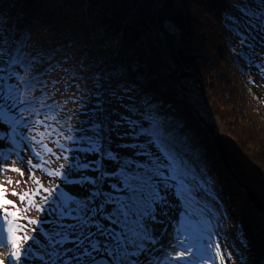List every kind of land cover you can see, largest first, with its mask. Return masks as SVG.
<instances>
[{
	"label": "trees",
	"instance_id": "16d2710c",
	"mask_svg": "<svg viewBox=\"0 0 264 264\" xmlns=\"http://www.w3.org/2000/svg\"><path fill=\"white\" fill-rule=\"evenodd\" d=\"M261 19L264 0H0V156L10 162L22 158L21 166L35 160L34 152L45 157L48 165L36 169L40 198L47 197L39 220H52L46 216L53 214L49 205L61 186L48 172L83 163L81 152L92 166L100 161L96 191L103 193L108 174L103 172L112 160L87 146L99 136L106 150L134 161L127 163L133 170L126 176L164 186L180 180L185 189L174 185L171 194L178 204L186 201L197 215L204 213L198 201L214 209L211 220L199 216L214 231L227 220L236 223L238 239L247 244L237 264H264V218L225 167L202 120L235 137L264 168V85L250 72L264 75ZM166 35L163 43L155 42ZM232 93L247 96L238 102ZM122 94L132 96L130 104ZM76 104L87 106L91 122L76 125L81 113ZM126 110L140 115H125ZM113 113L118 116L111 119ZM153 125L154 137L141 133L142 128L151 133ZM71 132L75 148L61 135ZM122 165L109 173L119 174ZM147 169L155 174L151 180L141 173ZM11 174L3 170L6 183ZM26 184L32 182L0 189L11 200L12 190L21 192ZM196 188H202L200 194ZM39 230L45 238L48 229Z\"/></svg>",
	"mask_w": 264,
	"mask_h": 264
},
{
	"label": "snow or ice",
	"instance_id": "6c2138e0",
	"mask_svg": "<svg viewBox=\"0 0 264 264\" xmlns=\"http://www.w3.org/2000/svg\"><path fill=\"white\" fill-rule=\"evenodd\" d=\"M236 22L232 21L234 25ZM261 24L264 25V19H261ZM242 54L247 55V49L242 47ZM15 63V61H13ZM135 70V69H134ZM9 98L13 100V103L18 101V97H12L9 93ZM4 107H7L5 105ZM3 112V107H0V113ZM39 123V122H38ZM131 123V122H130ZM153 131L149 133L145 129H141V133L149 134L155 136V126L153 125ZM95 131L100 132L101 126L95 125ZM155 143V140H153ZM90 151L102 156L103 158L116 161L118 157L113 154L110 149H105L103 145L102 138L97 136L96 139L90 140ZM50 152L51 149H48ZM36 157H40V153H35ZM7 160V157L0 156V163ZM21 162H23L21 158ZM31 164V160L28 161ZM47 161L42 163L33 164L29 169L30 175L29 180L36 185V188L23 193L12 192V195L19 196L21 203L26 202V206L23 209V215L20 209L16 208L11 200L4 198V190L0 189V209L4 212L3 220H0V247H7L11 244V250L9 252V264L13 262H19V264H24L21 259L20 244L21 240L29 241L32 243L28 245L25 249L24 257L28 258L34 256L32 252L33 246L39 245L43 250L44 255L47 256L45 264H58L59 261H63V264H70L72 260H76L78 264H89L91 260H94V253L103 251L111 258L112 264H158L154 258H149L147 253L149 249L147 244L155 243L153 238L150 236L148 229L142 222L144 213L137 211V206L140 198L142 197V192L140 187H138V177H127L123 183L126 186V190L129 192V196L126 200L115 201L110 195L105 196L104 201L101 204H96L94 201L99 197L104 195L100 191L93 192L87 199H79L73 195H65L62 192H57L56 197L53 198L49 205L50 209L56 212V219L51 222V227L49 230L44 231L43 235L46 240V244H41L39 239L40 230L33 228V232H37L38 235L29 237L26 232L27 225H37V219L29 218L26 214L31 209L36 211H43V209L38 205L35 200L32 199L33 196L37 195L40 189L43 187L40 180L36 177L34 169H43V165ZM97 171L100 169V161L96 162ZM63 167V166H61ZM92 168V164L89 162L79 163L75 166L69 165V172L75 170H88ZM179 168L174 169L178 171ZM11 171L18 172L21 176L24 173L13 167ZM48 175H61L60 171L48 172ZM65 182L68 181V173H64ZM8 183H12L11 180ZM19 183V181H17ZM78 183H89L95 185L98 183L97 180L92 179L88 176H83ZM183 189V183L178 185ZM45 192H50L48 188L43 189ZM188 195V193H185ZM47 201V197L43 198ZM115 203L116 207L112 210L111 214L105 212L104 206L106 204ZM6 205H12L15 211H10ZM100 215L103 219H108L111 223L116 224L119 227V231L114 228L106 227L103 223H100L96 219L97 215ZM18 220H26L27 225L17 223ZM72 221L71 223H65V221ZM4 221L7 222V236L4 235ZM94 229V230H93ZM24 232L25 234L21 237L16 235L17 232ZM180 233H177L179 237ZM71 243L72 247H66L67 244ZM200 242H192L189 244L181 243L180 247L185 249L189 255L192 254V249H197V254L200 259H204L206 255L209 258V249L211 246V240L203 241V248L199 246ZM72 252L73 256L65 259L67 253ZM144 255V260L140 257ZM216 255L220 258V264H224V256L220 253L219 244L216 245ZM184 253H178L177 256L172 257V260L181 261ZM229 258H231L229 254ZM41 260L44 256L40 257ZM165 260H168L165 257ZM187 264H197L194 258L191 261H184ZM0 264H4L3 260H0ZM163 264V262H159ZM169 264L171 262L169 261Z\"/></svg>",
	"mask_w": 264,
	"mask_h": 264
},
{
	"label": "rangeland",
	"instance_id": "374dc122",
	"mask_svg": "<svg viewBox=\"0 0 264 264\" xmlns=\"http://www.w3.org/2000/svg\"><path fill=\"white\" fill-rule=\"evenodd\" d=\"M263 93H264V91H263ZM232 94L235 96L234 99L235 98L237 100L240 99L238 102H244V100L247 96L245 94V95H240L241 97H238L236 94H234V93H232ZM131 97L132 96H130V95L121 96L122 100L126 104H130V100H132ZM118 100H119V98H118ZM238 102H236V103H238ZM76 105H78V107L75 108L76 110H78V108H81V110H80L81 113L77 114V117H79L80 119L76 123V125H78V126L79 125H85V124H88L89 122H91L93 120V117L91 116L88 118V115H92V114L89 111V109L87 108V106H81L79 104H76ZM234 108L237 111L236 107H234ZM117 110L119 113L122 109H117ZM95 112H96V110H95ZM95 112H94V114H95ZM124 114L125 115L126 114H132V117L140 115L134 111H129V110H126L124 112ZM114 116L117 117L118 115L113 113L111 116V119ZM236 116H239L238 111H237ZM124 120H126V119H124ZM74 134H75L74 132L70 133L71 136H65V135H63V133L61 134L62 136H64L63 138L66 139L69 146L73 145L72 148L76 147V144L72 143V136ZM141 136L139 137V135H136V136H134V138L139 140V138H141ZM87 146L91 147L90 144H88ZM77 149H79V147ZM108 149L112 150L111 147H108ZM134 150H135V147H133L132 149H128L127 154L128 155L133 154ZM260 150L262 152H264V148H260ZM35 153L36 152H34V154ZM80 154H81V157H79V158H81L80 159L81 162L91 163V161H90L91 157H88V155H86V153H84V152H81ZM16 156H17V154L15 155V159H17ZM136 156H138V155H136ZM10 157H13V155H10ZM77 157H78V154H77ZM117 157H118V159L115 162L114 161L108 162V164L106 165L107 168L103 172V173H108V174H104L105 175L104 176V182L106 181L107 185L104 186L106 188L103 191L104 195H102L103 197L101 198L102 202L104 201L105 196H108V195L113 197V199L115 201L126 200L129 196V192L126 190V186L123 183V181L128 177L126 175H128L130 173V170L131 169L133 170V168H130L127 163H131L133 165L134 161L129 159L128 161L123 162V158L121 155H118ZM262 157H264V156H262ZM32 161L33 162H31V164H28V162H25L26 166H21V164H20L21 162H17L16 160L13 162H10L9 158L6 161H4L3 163H0V187L1 186L10 187L15 183V181H19L21 183L26 182V181H30L29 180V175H30L29 169L31 168V166L33 164L42 163L43 161H46V159L44 156L40 155L39 158L36 157L35 160L32 159ZM121 163H123L122 166L124 167V169L119 174H117L118 172L110 174L112 171L116 170ZM45 165L47 166L48 163H45L43 165V168ZM57 165H59V164H57ZM13 167L20 169L27 176L23 177L18 172L12 171V174L9 177V180H11L12 183H6L4 181V177L1 176L3 173V170H5L6 168L11 170ZM125 168H128V169H125ZM33 171L36 175V169H34ZM51 171H53V167H52ZM79 171L80 170H75V171L69 172V166H67V167L64 166V168L60 169L61 175H59V176L55 175L54 180L55 181L57 180V182L61 183V186H59V189L65 195H73L79 199H87L88 197L91 196L93 191H96L98 183H96L95 185L89 184V183L80 184V183H78V181H80L83 176H88L92 179L98 180L99 171H97V164H96V166H92L91 169L84 170L82 172H79ZM64 173H68V181H70V182H65ZM141 173H149V176H148L149 178H147L149 180H151V178H153V176L155 175V174H152L154 172H152L150 169H147ZM140 175L142 176V179H143V177H145L144 174H140ZM138 178H139V182H138L137 186L140 187V189H141L142 197L139 200V203L137 206V211L140 213H144V216L142 218V222L146 226V228L148 229L150 236L155 241V243L147 244V248L149 249L147 255L149 258H154L158 262V264H159V262H163V264H169V261L171 262V264H187V262H184V261H187L188 258H190L191 260H193L195 258L197 264H201L200 262L203 260L197 258L196 250H194V248L192 249V254L189 255L187 252H185V249L183 247H180V245H181V243L189 244L192 242H200L199 245L203 246V241H207L210 239L211 240V246L209 249V254H210V256H213L216 260L219 261L218 264H220V258L216 255V245L218 244V242H220V244H221V245L219 244V246L222 248V249L220 248L221 249L220 253H221V255L224 256V264H237L238 263L237 262L238 261L237 253H240L244 249L246 250L247 244L243 241L240 242V240L238 239V234L236 231V225H235L236 223L235 222H234L235 224H233L227 220V224L225 227H224V225H221V226L217 225L219 227L218 230L213 231V229H209L207 227L208 226L207 223L202 224L201 222H199L198 216L203 215L205 218H208L211 220V219H213V216L216 214L214 209L211 210L207 207H204V208L201 207L204 213L203 214L200 213L197 216L189 208V205L187 204L186 201L185 202L183 201L184 204H178L177 203L178 202L177 197L172 198L171 194H172V191L174 190V184L176 186L179 185L181 183L180 180H177L176 182L173 180V182H175L174 184H169V186H164V184L162 182H158L156 180H154L152 182L151 181L149 182L147 180V182H144L143 180L140 181V176ZM9 180H7V182ZM183 185H184V183H183ZM166 187H167V189H166ZM35 188H36V185H34L33 183L32 184H26L24 190L21 192H17V193H23L26 191L33 190ZM240 188H242V187L240 186ZM240 188L238 187V193L239 194H241ZM11 189H13V188L11 187ZM165 189H166V191H165ZM60 190H58L56 188V190H55L56 195H57V192H60ZM177 191H179V189H177ZM243 191H245V190L243 189ZM12 192H13V190H12ZM176 195H179V194H176ZM11 198H12L11 201L13 202V204L16 205V208L20 209L21 214L23 215L24 214L23 209L26 206V202L21 203L19 200V196H13L12 194H11ZM32 199L35 200V202L38 205H40V207L42 209H44L46 207V201H44L40 198V191L37 195L33 196ZM94 202L97 204L98 199H96ZM180 205H181V207H180ZM5 207H7L10 211L16 210L15 208L12 207V205H7ZM115 207H116L115 203L106 204L104 206L105 212L108 214H111V212H112L111 209H114ZM259 212L262 215V217L264 218V213L261 211H259ZM40 213H41V211H36L35 209H31L26 214L29 218L37 219V221H38L37 225H27L26 220H18L17 221V223L27 225L26 232H27V235L29 237H32L34 235H38L37 232L32 231L33 228L40 229L44 226L45 228H47L49 230L51 227V222L56 219V212L54 211L53 214H51L50 216H46L49 218L53 217L52 220L48 223H42L39 220V214ZM218 215L223 216V213L218 214ZM3 217H4V212L2 209H0V220H3ZM223 218H225V217L223 216ZM96 219L98 221H100V223H103L106 227H111V228H114L117 231H119V227L116 224L111 223L108 219H103V218H101L100 215H99V217L97 216ZM71 222L72 221H70L69 223H71ZM211 225L213 226L212 223H211ZM200 226H202L203 228H200ZM198 229H200V232L197 231ZM177 233H180L179 237L177 236ZM24 234L25 233L22 231L16 233V235L21 236V237ZM4 235L7 236V222L6 221H4ZM39 239L41 241V244H46L45 238H39ZM30 243H32L31 240H29V241L21 240L19 242L21 259L24 261V264H45V261L47 260V256L44 255V252L40 248L39 245L33 246L32 252L35 254L34 256H30L28 258L24 257L25 249L28 247V245ZM66 247H72V244L69 243L66 245ZM231 249H233L234 253ZM10 250H11V244L10 243L7 245V247H0V260H3L4 264H9V252H10ZM178 253H184L182 260L181 261L172 260L171 258L177 256ZM229 254H230L231 258H229ZM93 255L95 258H97L98 256H105L109 260H111V258H109L107 256V254L104 253L103 251L94 253ZM41 256H44L43 260L40 259ZM72 256H73V253L69 252L66 254L65 259L72 257ZM165 257H167L168 260H165ZM144 258H145L144 255H142L140 257L141 260H144ZM233 260L235 262H232ZM13 264H19V262H13ZM58 264H63V261L62 260L59 261ZM70 264H78V262L76 260H72L70 262Z\"/></svg>",
	"mask_w": 264,
	"mask_h": 264
},
{
	"label": "water",
	"instance_id": "95a60500",
	"mask_svg": "<svg viewBox=\"0 0 264 264\" xmlns=\"http://www.w3.org/2000/svg\"><path fill=\"white\" fill-rule=\"evenodd\" d=\"M223 162L237 183L246 191L256 209L264 213V170L244 151L230 134L218 131L216 124L203 119ZM89 264H112L105 256H98Z\"/></svg>",
	"mask_w": 264,
	"mask_h": 264
},
{
	"label": "bare ground",
	"instance_id": "6f19581e",
	"mask_svg": "<svg viewBox=\"0 0 264 264\" xmlns=\"http://www.w3.org/2000/svg\"><path fill=\"white\" fill-rule=\"evenodd\" d=\"M169 36H172V35H169ZM166 37H167V35L166 36H158L157 38H156V40H155V42L156 43H163L164 41H165V39H166ZM176 37V36H175ZM177 37H178V35H177ZM251 73L253 72V76L255 77V80L254 79H252L250 76V78L253 80V81H260V84H261V86L262 85H264V75H262L259 71H257V70H251L250 71ZM259 76H261V79H259ZM210 93H208V92H206L205 93V97H207L208 95H209ZM225 95V94H224ZM224 97V96H223ZM207 99H208V97H207ZM214 105V104H213ZM217 127V126H216ZM218 130V129H217ZM223 132H225V131H223ZM227 133V132H226ZM229 134V133H228ZM231 135V134H230ZM232 136V135H231ZM235 138V137H234ZM236 139V138H235ZM240 144V143H239ZM242 147V146H241ZM217 148V147H216ZM243 148V147H242ZM244 149V148H243ZM217 150H218V148H217ZM244 151H245V149H244ZM218 152H219V150H218ZM246 152V151H245ZM247 153V152H246ZM220 154V153H219ZM250 155V154H249ZM220 156H221V154H220ZM251 156V155H250ZM252 159H253V161H255L260 167H262L261 165H260V163H258L253 157H251ZM221 159L223 160V157L221 156ZM224 163V162H223ZM262 169L264 170V168L262 167ZM192 183L193 184H195V185H197L198 183L196 182V181H192ZM203 184L205 185L206 184V182L205 181H203ZM189 188H191V187H189ZM187 190H188V187H187ZM201 191H202V188H200V190L199 189H195L194 190V192L195 193H201ZM191 192H192V190H191ZM199 194H197V195H199ZM190 196L192 197V196H194L193 195V192L190 194ZM251 203H252V201H250ZM200 228H203L202 226H200ZM198 232H200V229H198L197 230ZM241 242V241H240Z\"/></svg>",
	"mask_w": 264,
	"mask_h": 264
}]
</instances>
